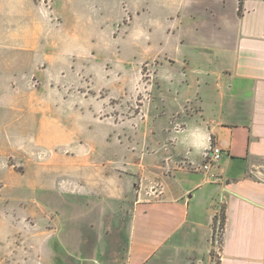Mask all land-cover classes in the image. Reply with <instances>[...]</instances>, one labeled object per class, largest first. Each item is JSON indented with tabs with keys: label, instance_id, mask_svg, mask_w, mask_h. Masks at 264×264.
<instances>
[{
	"label": "rangeland",
	"instance_id": "obj_1",
	"mask_svg": "<svg viewBox=\"0 0 264 264\" xmlns=\"http://www.w3.org/2000/svg\"><path fill=\"white\" fill-rule=\"evenodd\" d=\"M214 7L216 0H0L5 47L19 37L17 51L0 52V65L9 58L0 69V264L28 263L64 231L77 248L98 214L81 197L140 189L159 196L174 141L156 131L183 126V108L161 121V91L176 93L161 89L164 71L177 68L166 52H192L173 47L178 37L217 34ZM202 163L181 165L205 171Z\"/></svg>",
	"mask_w": 264,
	"mask_h": 264
},
{
	"label": "crops",
	"instance_id": "obj_2",
	"mask_svg": "<svg viewBox=\"0 0 264 264\" xmlns=\"http://www.w3.org/2000/svg\"><path fill=\"white\" fill-rule=\"evenodd\" d=\"M216 7L212 15L222 17L217 34L178 37L173 47L186 45L192 52H166L177 68L164 71L161 89L172 86L176 93L161 91L167 108L161 121L168 123L174 109L183 108L178 115L183 126L172 135L156 131L174 141L168 149L174 167L162 174L159 196L140 189L127 197H81L98 210L82 228V243L74 248L64 231L56 246L48 240L26 264H211L213 224L220 213L217 264H264V181L249 169L251 162L264 161V0H216ZM2 40V55L18 50L19 37L6 47ZM197 132L207 143L199 152L191 146ZM210 145L223 151L216 164L205 171L184 169L202 163ZM112 232L123 237L115 240Z\"/></svg>",
	"mask_w": 264,
	"mask_h": 264
},
{
	"label": "built area",
	"instance_id": "obj_3",
	"mask_svg": "<svg viewBox=\"0 0 264 264\" xmlns=\"http://www.w3.org/2000/svg\"><path fill=\"white\" fill-rule=\"evenodd\" d=\"M222 154L223 151L220 147H218L217 145H210L203 152L204 160L200 167L204 170H208L212 165L216 164L219 161ZM222 231L223 227L221 226V218L220 216H217V219L213 224L212 243L218 250L221 243Z\"/></svg>",
	"mask_w": 264,
	"mask_h": 264
},
{
	"label": "water",
	"instance_id": "obj_4",
	"mask_svg": "<svg viewBox=\"0 0 264 264\" xmlns=\"http://www.w3.org/2000/svg\"><path fill=\"white\" fill-rule=\"evenodd\" d=\"M249 169L257 178L264 181V161L251 162Z\"/></svg>",
	"mask_w": 264,
	"mask_h": 264
},
{
	"label": "clouds",
	"instance_id": "obj_5",
	"mask_svg": "<svg viewBox=\"0 0 264 264\" xmlns=\"http://www.w3.org/2000/svg\"><path fill=\"white\" fill-rule=\"evenodd\" d=\"M191 146L199 152L207 146L206 136L200 135L199 132L195 133L193 139L191 140Z\"/></svg>",
	"mask_w": 264,
	"mask_h": 264
},
{
	"label": "trees",
	"instance_id": "obj_6",
	"mask_svg": "<svg viewBox=\"0 0 264 264\" xmlns=\"http://www.w3.org/2000/svg\"><path fill=\"white\" fill-rule=\"evenodd\" d=\"M241 2H242V0H239V4H241ZM220 218H221V226L223 227V222H224V214H221L220 213ZM217 219V217L215 218V220ZM217 263H218V261H217Z\"/></svg>",
	"mask_w": 264,
	"mask_h": 264
}]
</instances>
